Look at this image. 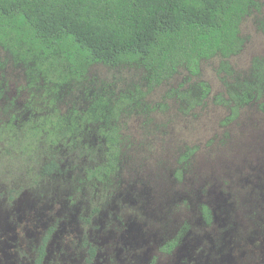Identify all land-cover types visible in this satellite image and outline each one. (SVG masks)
<instances>
[{
    "label": "rangeland",
    "instance_id": "rangeland-1",
    "mask_svg": "<svg viewBox=\"0 0 264 264\" xmlns=\"http://www.w3.org/2000/svg\"><path fill=\"white\" fill-rule=\"evenodd\" d=\"M240 25L242 52L229 59L232 77L246 76L264 57V0ZM222 59L203 61L200 75L184 69L128 108L118 122L123 155L105 187L84 181L85 162L67 158L60 170L11 204L0 202V264H31L45 231L56 226L44 264H84L83 238L96 248L92 264H264V111L260 102L240 109L226 125L228 106ZM138 66H93L85 80L63 89L60 113L84 110L97 96L112 103L135 89L145 91ZM227 82L232 78L225 77ZM206 82L205 103L183 115L167 98L171 89ZM0 116L21 121L42 109L39 93L27 86L24 69L0 49ZM93 144L95 139L91 141ZM195 153L186 162L182 155ZM179 176V177H178ZM211 213L205 223L201 208ZM98 209L85 230L82 220ZM184 226L179 246L160 252Z\"/></svg>",
    "mask_w": 264,
    "mask_h": 264
},
{
    "label": "trees",
    "instance_id": "trees-1",
    "mask_svg": "<svg viewBox=\"0 0 264 264\" xmlns=\"http://www.w3.org/2000/svg\"><path fill=\"white\" fill-rule=\"evenodd\" d=\"M259 8L256 0H0V49L23 67L28 88L43 101L42 109L24 120L0 116V202L11 204L26 190L37 188L67 158L87 164L85 182L105 187L122 162L121 115L181 68L198 77L203 61L222 59L218 74L232 78L227 82L223 76L227 97L215 99L230 109L224 125L234 121L240 109L260 102L264 57L255 58L242 78L232 77L229 63L244 48L243 19ZM95 65L142 68L145 91L122 93L112 103L97 96L84 110L60 113L57 104L63 89L83 82ZM209 93L208 83L200 81L188 87L180 84L166 96L187 115L202 106ZM259 108L264 111L263 102ZM195 150L188 149L181 161H188ZM97 212L91 206L90 215L82 220L85 230ZM201 213L210 224L209 208L202 206ZM186 229L165 242L160 252L171 254ZM55 231L56 226L45 231L31 264L45 263ZM82 247L84 264H92L96 248L86 237Z\"/></svg>",
    "mask_w": 264,
    "mask_h": 264
}]
</instances>
